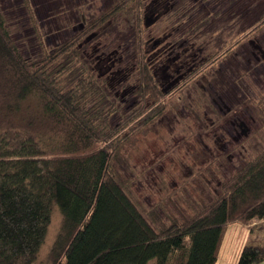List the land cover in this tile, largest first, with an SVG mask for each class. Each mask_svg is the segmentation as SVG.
<instances>
[{
	"label": "trees",
	"instance_id": "1",
	"mask_svg": "<svg viewBox=\"0 0 264 264\" xmlns=\"http://www.w3.org/2000/svg\"><path fill=\"white\" fill-rule=\"evenodd\" d=\"M21 2L35 23L29 0ZM143 4L119 0L88 23L82 3L83 29L29 61L0 11V264H216L229 226L264 222V147L221 183L218 196L181 222L143 210L130 182L113 170L123 147L166 117L175 94H163L151 70ZM129 7L135 13L139 104L109 127L112 111L102 109L94 78L83 68L85 75L69 79L68 62H79L81 43ZM253 27L243 38L262 30L264 18ZM235 47L199 65L197 75ZM249 107L264 125V94ZM263 262L264 246H245L237 260Z\"/></svg>",
	"mask_w": 264,
	"mask_h": 264
},
{
	"label": "rangeland",
	"instance_id": "2",
	"mask_svg": "<svg viewBox=\"0 0 264 264\" xmlns=\"http://www.w3.org/2000/svg\"><path fill=\"white\" fill-rule=\"evenodd\" d=\"M118 1L29 0L35 23L21 0H0V11L21 56L29 61L41 58L43 51L54 50L83 29L78 13L82 3L87 4L84 17L92 23ZM153 1L144 0L143 36L163 88L190 67L179 73L177 62V73L169 80L164 72L167 59L171 61L182 51L189 52L191 64L209 59L235 44L236 36L240 39L264 18V0H243L240 5L241 0H160L164 3L160 16L159 11H152ZM134 28L135 13L129 7L81 43L79 62L65 60L59 66L69 63L71 80L85 75L83 68L91 74L94 90L104 96L102 109L112 111L109 127L139 104L134 93ZM249 40L264 53L263 28L245 38L204 80L177 93L166 117L150 124L147 135L139 134L124 146L113 164V170L130 182L134 200L142 209L155 210L165 222L168 218L181 222L191 216L220 194L222 182L263 150L264 125L248 101H257L264 94V57L254 56ZM162 49L168 53L163 59L158 54ZM56 223L55 218L50 239ZM249 228L264 239V222ZM249 233L239 224L229 226L217 264H237L244 244H255L256 235L248 238Z\"/></svg>",
	"mask_w": 264,
	"mask_h": 264
},
{
	"label": "flooded vegetation",
	"instance_id": "3",
	"mask_svg": "<svg viewBox=\"0 0 264 264\" xmlns=\"http://www.w3.org/2000/svg\"><path fill=\"white\" fill-rule=\"evenodd\" d=\"M243 2V0H241L240 2H239V5L241 4ZM162 4H164L163 2H161L160 0H155V1H153V5L154 6H152V11L154 12V13H157V11H159V8H160V6L162 5ZM154 8V9H153ZM158 16H160V11H159V13L157 14ZM258 20H260V19H258ZM257 20V21H258ZM255 24H256V22H255ZM254 27H252V29H253ZM251 29V30H252ZM250 30V31H251ZM263 30V29H262ZM249 31V32H250ZM248 32V33H249ZM259 32L260 31H257V32H254L253 34H251V35H253V36H255L256 34H259ZM247 33V34H248ZM229 36V35H228ZM245 36V34L244 35H241L240 36V39H238V36H236L235 38H236V40H234L235 42L234 43H236V46H238V45H240L241 43H244V39L245 38H243ZM249 37H251V36H249ZM229 38H232L231 36H229ZM250 41V40H249ZM249 44L253 47V53H254V56L255 55H261V57L263 56L264 57V53L261 51V48H260V46L259 45H256V43L255 42H249ZM146 46H147V43H146ZM223 50V49H222ZM162 51L163 52H161V51H159V57L160 58H162L163 59V57H168L167 55H168V53L166 52V50L165 49H162ZM147 49H146V54H147ZM219 52H221V50L219 51ZM216 53H218V52H216ZM216 53L211 57V58H209V59H207V58H204V60H196L193 64H191L190 63V57H189V52H184V51H182L181 53L180 52H178L177 53V56L175 57V58H173L171 61H169V59H167V61H166V67H165V70H164V72L166 73V77L165 78H167V79H169V80H171L172 78H173V75L175 74V73H177V71H176V68H175V65H177V62L180 64L179 66L181 67L180 69H179V73H182L181 72V69L183 70L184 68H187V66L189 67V68H187L182 74H180V75H178L177 76V79H175V80H171V81H169L168 83H167V87L166 88H163L162 87V84H161V81H160V78L159 77H157V75H156V69H154V66H155V64H154V62H152V60H151V57H149L148 55H147V58H148V60H149V64H150V67H151V70L153 71V73H154V76H155V78L157 79V82H158V85H159V88H160V90H161V92L163 93V94H165V95H168V94H173V92L175 93L174 95H172L171 96V99L173 98V97H175V95L177 94V93H179L180 91H182L183 89H185V88H188V87H190V86H193L197 81H201V80H204V78H205V76H206V74L207 73H209L210 72V70H213L214 69V67H215V65L216 64H218V62H220V61H223L225 58H227L228 56H225L224 58H222L220 61H218L217 63H215L213 66H209V68H208V70L207 71H205V74H198L197 75V72H196V68L199 66V65H203V66H206L207 64H208V61H211L214 57L216 58ZM230 56V55H229ZM262 57V58H263ZM150 60H151V62H150ZM191 64V65H190ZM164 66V65H163ZM179 66H178V68H179ZM170 72H171V75H170ZM165 78H164V80H165ZM186 79H189L190 81L187 83L186 82V84H184V82L185 81H187ZM161 80H163V79H161ZM166 81V80H165ZM181 85H183L182 87H181ZM136 90H137V83H136V85H135V89H134V93H135V95H136V97H137V99H138V96H137V94H136ZM180 99V96H178V99L177 100H179ZM138 102H139V99H138ZM248 103H249V101H248ZM197 105H199V104H197Z\"/></svg>",
	"mask_w": 264,
	"mask_h": 264
},
{
	"label": "crops",
	"instance_id": "4",
	"mask_svg": "<svg viewBox=\"0 0 264 264\" xmlns=\"http://www.w3.org/2000/svg\"><path fill=\"white\" fill-rule=\"evenodd\" d=\"M245 229L246 230H249L251 232V233H249L248 238H249V236L251 237V236L256 235L255 240H253L255 244H253V245H251V244L250 245L249 244H244L245 246H264V241H262L264 239H263L262 235L259 232H256V234H254V231H253L252 228L245 227ZM218 259H219V256H218ZM217 263H218V261H217ZM261 264H264V262L261 263Z\"/></svg>",
	"mask_w": 264,
	"mask_h": 264
}]
</instances>
